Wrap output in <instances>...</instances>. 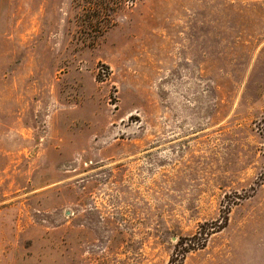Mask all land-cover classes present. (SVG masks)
Masks as SVG:
<instances>
[{
  "label": "rangeland",
  "instance_id": "obj_1",
  "mask_svg": "<svg viewBox=\"0 0 264 264\" xmlns=\"http://www.w3.org/2000/svg\"><path fill=\"white\" fill-rule=\"evenodd\" d=\"M0 264H264V0H0Z\"/></svg>",
  "mask_w": 264,
  "mask_h": 264
}]
</instances>
